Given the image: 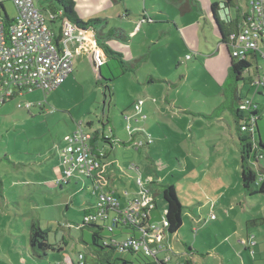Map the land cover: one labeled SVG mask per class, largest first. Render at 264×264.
Instances as JSON below:
<instances>
[{
    "label": "rangeland",
    "instance_id": "rangeland-1",
    "mask_svg": "<svg viewBox=\"0 0 264 264\" xmlns=\"http://www.w3.org/2000/svg\"><path fill=\"white\" fill-rule=\"evenodd\" d=\"M74 1L80 20L101 19L92 29L103 33L111 49L123 58L111 54L110 65H99L96 49L89 48L74 57L73 73L57 89H36L2 105L0 264H79V253L91 258L87 243L92 241L94 228L80 226L86 205L92 199L95 201L97 193L90 179H66L60 159L61 149L67 144L65 135L82 122L87 131L102 129L104 121L108 123L106 133L111 131L120 140L128 141L129 120L140 118L134 109L138 101L142 103L141 116L146 114L147 119L132 122V126L141 125L152 134L153 142L149 149L136 150L121 142L108 149L106 167L113 175L119 199L124 202L141 194L136 176L129 170L134 163L146 169L144 180L149 173L155 177L153 187L159 193L158 207L150 211L152 224L162 227L167 206L162 193L164 185L176 187L184 220L171 237L176 252H185L190 246L199 251L196 253L200 264H218V254L225 256L223 264H264V193L244 191L241 141L234 115L228 111L221 117H212L223 100L221 85L226 83L230 69L225 44L220 43L221 55L219 36L211 33L209 26L205 27L208 48L189 50L177 38L174 23L200 27V18L195 20L200 16L197 7L180 14L171 0ZM238 1L245 5L246 0ZM0 2L5 9L0 8V16L6 18L7 13L10 19L17 17L13 0ZM35 2L46 16L53 7L60 8L54 0ZM144 15L151 20L145 21L139 30L137 26ZM48 23L55 30L60 27L58 19ZM191 28L187 34L193 32ZM95 37L98 39L96 33ZM198 52L206 56L185 59L186 53ZM141 57L144 62L139 70L131 71L126 62ZM251 63L254 71L257 63ZM258 64L263 75L264 58L260 54ZM111 71L115 74L112 81ZM108 83L110 91L106 89ZM240 88L244 98L264 103V96L255 94L256 90H263L261 86L241 84ZM27 103L32 106L19 105ZM258 124L264 139V115ZM250 164L258 170L264 159ZM68 181L60 186V182ZM206 190L209 197L216 198L218 203L221 200L223 205L211 211L210 201L209 208L205 207ZM215 211L217 218L211 215ZM203 212L207 222H196ZM36 222L51 230L52 242L61 244L65 236L68 244L62 251L49 250L46 254L31 245L32 224ZM248 236L247 244L238 243L239 238L244 241ZM112 255L116 258L128 254L114 251ZM128 259L138 263L131 254Z\"/></svg>",
    "mask_w": 264,
    "mask_h": 264
},
{
    "label": "built area",
    "instance_id": "built-area-1",
    "mask_svg": "<svg viewBox=\"0 0 264 264\" xmlns=\"http://www.w3.org/2000/svg\"><path fill=\"white\" fill-rule=\"evenodd\" d=\"M18 9V15L9 25H6V19L0 16V110L2 105L12 100L17 95L31 92L35 89H43L45 92L53 91L73 73V59L75 52L73 45H78L86 41L87 33L91 34L92 30H83L77 27L73 22L65 19L60 22L63 27V37L56 41L57 33L49 26V21L57 20L58 15L63 16L64 10L60 9L57 15L46 16L37 6L35 0H13ZM248 10L244 13L243 19L237 33L232 34L231 52L234 57L240 60H250L252 56L264 58V0H247ZM64 23V24H63ZM76 29L80 30L76 33ZM96 57L99 65L104 63L105 56L98 45ZM188 54L186 58H191ZM253 85L261 86V92L264 96V74H259L253 80ZM141 104L137 102L135 109L137 114L141 113ZM30 108L31 103L19 104ZM259 107L256 99L245 98L240 105V111L243 114L242 129L247 130L254 124L255 116L251 111ZM144 119L147 116H139ZM138 118L129 120L127 129L136 138L138 133L144 137L136 138L134 145L136 148H144L153 142L151 133L146 132L138 125L132 126L133 123L139 122ZM93 133L84 129L83 123L72 132L65 135L67 144L61 149V163L66 179L73 177H90L97 178V174L104 165V152L99 149L94 150L92 139ZM136 176V184L140 187L141 192L146 196L143 199H130L122 208L119 198L111 192L104 191V184L96 179L93 191L97 193L96 202L85 216V221H105L119 216L128 219L132 223H140L139 215L149 214L150 210L156 207L154 198L149 194L153 178L145 180L141 174V168L132 163L130 169ZM69 182V181H68ZM66 183V182H64ZM112 213H115L112 216ZM162 227L152 223L142 235H128L124 239H113L112 242L120 244L125 248H131L136 252L144 253L147 256L156 257V264H175L159 260L158 252L166 249L167 246L162 242L153 247L151 242L154 237L159 241L162 240V230L169 225L166 217L161 222ZM143 229V228H142ZM152 236V237H151ZM79 264H91L84 258L83 253H79ZM176 264H198L196 262H179Z\"/></svg>",
    "mask_w": 264,
    "mask_h": 264
},
{
    "label": "trees",
    "instance_id": "trees-1",
    "mask_svg": "<svg viewBox=\"0 0 264 264\" xmlns=\"http://www.w3.org/2000/svg\"><path fill=\"white\" fill-rule=\"evenodd\" d=\"M60 4V8L64 10V15L57 17V19L61 22H65V19L73 22L77 27L83 30H92L97 35V41L105 52L106 56H108V60L104 62L106 65H110L109 57L111 54L118 55L119 59L122 60L123 55L121 53L114 52L109 44L105 41L106 39L103 36V33L95 32L92 27L97 23L101 22V19H96L90 22H85L80 20L76 11H75V1L74 0H54ZM173 4L177 7L180 14H186L193 10L194 7L199 8L200 0H171ZM221 5L223 11V17L220 18L217 10L218 6ZM0 8L4 9V5L0 2ZM60 8H52L49 11L51 15H57ZM58 9V10H57ZM5 10V9H4ZM211 10L213 13L215 24L220 32L222 37V41L226 44V47L229 51L231 57V64L229 69V74L226 83L223 84V95L224 100L219 104V106L215 109L212 117L219 116L224 111L228 110L234 115L235 126L237 132L240 137V150H241V166H242V184L244 191L247 194H259L264 193V165L259 164L258 170H255L251 166V162H259L260 159H264V141L260 135V128L258 121L264 115V103H260L257 110L251 111V115L255 116L254 124L249 126L247 130L242 129V120L243 114L240 111V105L244 102L245 98L242 96V90L240 88L241 84H250L252 87H256L253 85V80L259 75V67H258V58L252 56V60L255 61L256 69L254 71L251 70L252 63L250 60H240L232 55L231 52V38L232 34L237 33L239 30V26L241 23V16L239 14V10L234 9L232 5V0H222L212 3ZM6 25H9L13 19H10L8 14L6 13ZM53 20L51 22H55ZM64 24V23H63ZM55 30V29H54ZM57 33L56 41H60L63 37V27L60 25L58 29L55 30ZM110 35H113L110 32ZM144 62V58L133 59L132 61H127V67L133 71L137 72L140 63ZM102 68V66H101ZM112 74L113 71H111ZM115 78V74L109 78L110 81ZM66 81V80H65ZM62 85V84H61ZM60 85V86H61ZM59 86V87H60ZM58 88V87H57ZM56 88V89H57ZM106 89L111 90V85L106 84ZM36 90V89H35ZM28 93V92H26ZM256 96L262 95L261 92H256ZM108 121V120H107ZM108 124V123H107ZM103 121V125H107ZM257 133H259V138L257 137ZM93 147L95 151L99 150V146L101 141H105L112 146L114 145V138L111 133H106L102 129H97L93 133ZM134 136H131V139L128 141H121V143L131 144ZM133 146L134 142L132 143ZM150 146V145H149ZM137 149V148H136ZM139 149V148H138ZM106 156L105 150H102ZM104 156V160H105ZM78 178V177H76ZM90 179V183L92 187H94L97 178H88ZM69 182L62 183L60 182V186L68 184ZM257 185L258 187H254ZM164 200L166 201L167 208L165 217L169 221V225L167 226V231L169 233H177L181 226L184 223L183 220V205L181 204L180 198L177 195L176 187L173 184H166L162 190ZM96 202V198L95 201ZM94 205V204H93ZM91 207V206H90ZM84 209V218L83 223L80 228H84L85 226H90L93 229L91 237V243H87L90 247L91 253L94 257L88 258V256L84 255V258L87 262L91 264H156V257L147 256L144 253L136 252L131 248H125L120 244H115L112 242L113 239H116L118 235L126 234L128 235H142L147 230V227L150 225L149 214L139 215L140 223H132L128 219H125L122 216H119L117 220L114 218L105 221H93L87 222L85 221L86 214L92 208ZM157 207V204H156ZM260 219V218H256ZM256 219H253V222H256ZM252 222V223H253ZM257 224V223H256ZM260 224V223H259ZM250 226V224L248 225ZM143 228V229H142ZM50 229H44L40 226V224L33 223L32 224V232L30 236V243L34 248H39L44 250L47 254L49 250H58L62 251L64 249V245L68 244V240L65 236H62L61 244L52 242L50 240ZM249 241V238H246V243ZM63 243V244H62ZM120 252L125 254H131L134 258L138 259V263H134L133 260L128 259V255L124 257H113V252Z\"/></svg>",
    "mask_w": 264,
    "mask_h": 264
},
{
    "label": "crops",
    "instance_id": "crops-1",
    "mask_svg": "<svg viewBox=\"0 0 264 264\" xmlns=\"http://www.w3.org/2000/svg\"><path fill=\"white\" fill-rule=\"evenodd\" d=\"M217 1H222V0H214L213 2L211 1V0H200V4H199V8H198V10H197V12L200 14V16L198 15L197 17H195V20L196 19H198V18H200L199 20L200 21H197V23L200 25V27H198L197 25H193L194 26V28H191V26L190 27H188L189 25H187V26H185V25H181V24H179V23H174V28H175V32L177 33L176 35H177V38H179L180 40H182V42L184 43V45L187 47V49H189V50H191L192 48H194V49H198V50H202V49H204V48H208L209 46L207 45L208 43H209V41L208 40H206L207 38H208V35L206 34V31H205V27L206 26H209V28H211L212 29V32L211 33H213L214 35L215 34H217L218 36H219V39H220V42H219V44H218V51H219V53L222 55V48H221V46H220V43L221 44H225L223 41H222V37H221V35H220V32H219V30H218V28H217V26H216V24H215V21H214V17H213V13H212V10H211V5H212V3H214V2H217ZM232 5L234 6V9H236V10H239V14H240V16L242 17L241 19H243V15H244V13L248 10V3H247V0L245 1V5H243V3L241 2V1H235V0H232ZM217 13H218V15H219V17L220 18H222L223 17V11H222V8H221V5L220 6H218V10H217ZM149 20H151V18H149V17H147V16H145L144 15V17H143V19L142 20H140L139 21V24H138V26H137V29H141L142 28V26L144 25V23H145V21H149ZM201 21H203V23L204 24H202V26H201ZM192 29V31L193 32H190V33H188L187 34V32H188V30L189 29ZM202 34H204V39H205V41L203 40V38H202ZM87 36H88V38H87V40L86 41H84V42H82V44H80V45H78V44H74L73 45V49H74V52H75V56L78 54V53H80V52H87L88 51V49L89 48H95L96 50H97V47H98V41H97V39H96V37H95V33L94 32H91V34H89V32L87 33ZM225 46H226V44H225ZM226 49H227V47H226ZM227 52H228V57H229V60H230V64H231V57H230V54H229V51H228V49H227ZM188 54H190V53H186V56L188 55ZM192 55V57L191 58H188V59H192L193 57H195L196 55H197V57H203V56H206L204 53H202V52H198L197 54H191ZM186 56H185V59H187L186 58ZM108 59V56H106V54H105V60H107ZM187 59V60H188ZM252 59H250V61H251ZM257 63H258V61H257ZM140 67V66H139ZM258 67H259V64H258ZM138 70H139V68H138ZM137 70V71H138ZM259 74H260V71H259ZM67 80V79H66ZM221 87H222V97H223V100H224V95H223V84L221 85ZM222 100V101H223ZM221 101V102H222ZM139 102V101H138ZM258 102V101H257ZM137 103V102H136ZM135 109V108H134ZM226 112H228V110H226V111H224L223 113H221V115H220V117L223 115V114H225ZM136 113H137V111H136ZM142 115V111H141V113H140V116ZM146 115V114H145ZM147 116V115H146ZM147 119V117L146 118H144V120H146ZM223 119V118H222ZM235 121V120H234ZM83 123V122H82ZM90 123V122H89ZM139 127H141V128H143L141 125H138ZM105 125H103V128H102V130L104 131V132H106V129H105ZM94 132V131H93ZM146 132H148V131H146ZM109 133H111V131L109 132ZM150 133V132H149ZM259 134V133H258ZM113 135V138H114V145L112 146L111 144H109V143H107V142H105V141H101V144H100V146H99V149H101V150H105V152H106V156H105V160H104V165H103V168L99 171V173L97 174V179L98 180H100L103 184H104V191L105 192H111V193H114L116 196H117V193H118V191H117V189L115 188V184H114V178H113V175L110 173V171L109 170H107V163H108V149H114V148H116L117 147V145H119V143L122 141V140H120L119 138H117V137H115V135L114 134H112ZM261 135V134H260ZM142 137H144L143 136V134L142 133H138L137 135H136V138H142ZM262 137V136H261ZM136 138H133V141H132V143L135 141V139ZM131 139V138H130ZM129 139V140H130ZM260 139H262L263 141H264V139L263 138H259V140ZM131 143V145H133ZM152 144V143H151ZM150 144V145H151ZM134 147V146H133ZM149 147L150 146H146V147H144V149H149ZM135 148V147H134ZM138 149V148H137ZM136 149V150H137ZM140 149H142V148H140ZM139 149V150H140ZM148 155H149V153H148ZM146 169H141V174H142V176H143V174L144 173H146V171H145ZM128 173V172H127ZM147 174V173H146ZM153 178V181H152V183H151V185H148L147 187H150L151 188V192H150V194H149V197L151 198H154L155 199V201H156V203H157V207H158V201H157V196H158V193L159 192H157L156 191V189L153 187L154 186V183H155V181H154V178L155 177H153V175L151 174V173H149L148 175H146V178ZM111 184H113V185H111ZM93 188V187H92ZM140 191H141V189H140ZM205 193H206V196H208V198H207V200L205 201V207H208L209 208V206H210V201L212 202V205H211V211H214L216 208H218L217 207V205H220V206H222L223 205V202L220 200L219 201V203H218V200L216 199V198H213V197H209L211 194L209 193V191L208 190H206L205 191ZM146 195L145 194H143L142 192H141V194H138V195H136L135 197H129V199H127V201L128 200H130V199H143L144 197H145ZM96 197H97V195H96ZM118 198H119V196H117ZM124 197L122 196V199H123ZM120 200V199H119ZM127 201L125 200L124 202L122 201V200H120V203H121V207L123 208L125 205H126V203H127ZM95 202H94V199H92V200H90V202L86 205V207L85 208H89L90 206H92L93 204H94ZM157 207H155L154 209H156ZM230 207H232V205H230ZM166 208H167V206H166ZM166 208H165V212H164V216H165V213H166ZM153 210V209H152ZM152 210H150V211H152ZM115 215V213H112V216H114ZM196 215H199V214H197L196 213ZM211 215L213 216V217H216L217 216V213H216V211L215 212H213V213H211ZM153 218V214L151 213V212H149V221H150V223H151V219ZM217 218V217H216ZM196 222L198 221V222H202V221H204L205 223L207 222V218H205L204 217V212L202 213V214H200V216L198 217V219H196L195 220ZM198 230V229H197ZM196 230V231H197ZM161 234L163 235V238H162V240L161 241H159V239L157 238V237H154V240L151 242V245L153 246V247H156V246H158L159 245V243L161 242H163L166 246H167V248L166 249H163V250H161L160 252H158V254H157V257H158V259L159 260H163V261H166L167 260V258H170V262H172V263H179V262H189V263H192V262H196V263H198V264H200L199 263V260H201V258H198V256H197V253L196 252H199L198 250H194L193 248H190V246H189V249H187V250H185V252H181V253H178V252H176L175 250H174V248H173V246L171 245V237H173L174 235H173V233H169L165 228L162 230V232H161ZM174 234H176V233H174ZM173 235V236H172ZM127 236H126V234H123V235H118V239H124V238H126ZM152 237V236H151ZM225 238H227V236L225 237ZM246 238H249V236L248 237H246ZM246 240H241V238H239L238 239V243L240 242V243H245V244H247L246 242H245ZM91 252V251H90ZM212 254H209L208 256H211ZM219 255L220 254H218L217 255V258H218V260L219 259H221V261L219 260V262H218V264H223L224 263V261L226 260V258H225V256L222 254V255H220L222 258H220L219 257ZM88 256V255H87ZM91 258L92 257H94L93 256V254H92V256H90ZM128 257V256H127ZM89 258V257H88ZM199 259V260H198ZM215 264V263H214Z\"/></svg>",
    "mask_w": 264,
    "mask_h": 264
},
{
    "label": "water",
    "instance_id": "water-1",
    "mask_svg": "<svg viewBox=\"0 0 264 264\" xmlns=\"http://www.w3.org/2000/svg\"><path fill=\"white\" fill-rule=\"evenodd\" d=\"M101 50H102V48H101ZM102 52H103V54H104V56H105V52L102 50ZM99 71H101V68L99 69Z\"/></svg>",
    "mask_w": 264,
    "mask_h": 264
}]
</instances>
